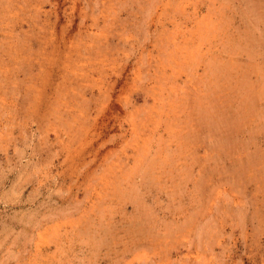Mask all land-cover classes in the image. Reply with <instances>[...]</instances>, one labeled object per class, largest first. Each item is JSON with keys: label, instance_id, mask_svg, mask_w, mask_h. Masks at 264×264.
<instances>
[{"label": "rangeland", "instance_id": "obj_1", "mask_svg": "<svg viewBox=\"0 0 264 264\" xmlns=\"http://www.w3.org/2000/svg\"><path fill=\"white\" fill-rule=\"evenodd\" d=\"M0 264H264V0H0Z\"/></svg>", "mask_w": 264, "mask_h": 264}]
</instances>
